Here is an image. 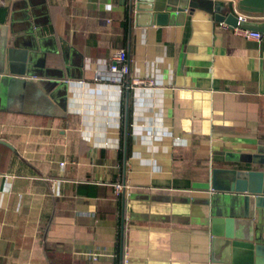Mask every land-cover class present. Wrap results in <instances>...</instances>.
Returning a JSON list of instances; mask_svg holds the SVG:
<instances>
[{
  "label": "crops",
  "instance_id": "0c3cea01",
  "mask_svg": "<svg viewBox=\"0 0 264 264\" xmlns=\"http://www.w3.org/2000/svg\"><path fill=\"white\" fill-rule=\"evenodd\" d=\"M216 1L238 8L188 0L172 22L136 25L130 0H0V264H210L203 220L230 196L192 184L264 170L250 161L264 152V38L224 28ZM117 49L122 81L107 74Z\"/></svg>",
  "mask_w": 264,
  "mask_h": 264
},
{
  "label": "water",
  "instance_id": "95a60500",
  "mask_svg": "<svg viewBox=\"0 0 264 264\" xmlns=\"http://www.w3.org/2000/svg\"><path fill=\"white\" fill-rule=\"evenodd\" d=\"M135 9L136 25L142 16L148 17V24L172 22L183 13L188 0H130ZM240 10L264 15V0H238ZM213 18L231 28L237 18L233 6L221 1L214 2L211 9ZM239 27L259 31L264 35V21H242ZM10 57L21 62L10 61L9 73L23 74L24 57L18 51H9ZM4 143L3 141H0ZM252 164L264 165V152L251 157ZM195 189L210 190L213 193H228L230 198L218 204L211 201L207 217L203 222L208 226L210 264H264V240L258 239L255 231L256 216L264 210V170L213 168L206 182H194ZM240 197V198H239ZM253 200L255 216H251L250 201ZM154 201H168V197L153 196Z\"/></svg>",
  "mask_w": 264,
  "mask_h": 264
},
{
  "label": "built area",
  "instance_id": "2783aa9c",
  "mask_svg": "<svg viewBox=\"0 0 264 264\" xmlns=\"http://www.w3.org/2000/svg\"><path fill=\"white\" fill-rule=\"evenodd\" d=\"M233 13L235 14L236 18H237V23L235 27H230L229 25L220 22V24L226 28V29H230L232 30L233 33L240 35L242 37L245 38H249V39H255V40H261L262 38H264V35L259 32V31H253V30H246V29H242L239 27L240 22L242 21H249L251 14L249 13H245L240 11L236 5L233 6ZM130 71V67L127 61V55H126V51L124 49H117L113 54L112 57L110 59V62L108 64V68H107V74L109 76H111L114 79H117L118 81H122L123 78L129 74ZM97 76V75H96ZM153 81L150 79H145V78H138V77H133L130 81V86L134 87V86H149L152 85ZM61 165H63L64 163H60ZM128 188L127 185L124 184H120V183H116L114 184V189L116 191V193H120L124 190H126ZM88 255L92 258V259H96L97 256L102 255V253L100 252H89Z\"/></svg>",
  "mask_w": 264,
  "mask_h": 264
}]
</instances>
